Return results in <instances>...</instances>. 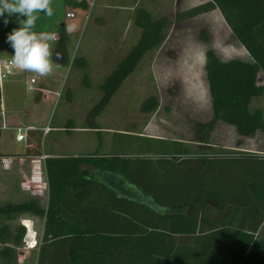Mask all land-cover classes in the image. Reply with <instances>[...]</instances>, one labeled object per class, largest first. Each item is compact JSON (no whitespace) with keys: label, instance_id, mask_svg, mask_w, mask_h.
I'll return each mask as SVG.
<instances>
[{"label":"trees","instance_id":"obj_1","mask_svg":"<svg viewBox=\"0 0 264 264\" xmlns=\"http://www.w3.org/2000/svg\"><path fill=\"white\" fill-rule=\"evenodd\" d=\"M74 7L88 9L86 4ZM215 10L255 62L223 61L213 49L206 52L214 121L203 131L206 137L222 122L240 137L252 138L264 132V112L252 108L264 96L259 85L264 58L241 36L238 24L249 15L250 23L264 27V0H210L177 14L175 23ZM8 19L17 22L20 16ZM135 25L141 31L138 43L105 79L102 98L89 116V129L99 137L97 119L146 55L162 47L170 21L156 20L140 8ZM58 33L53 60L68 67L69 32L62 25ZM204 39L209 43L207 35ZM56 51L62 58L56 59ZM74 66L85 71L87 62L80 58ZM84 79L90 87L87 74ZM159 107V98L153 96L142 112L153 114ZM68 128L76 129L73 122ZM43 140V131L29 132L24 157L43 156ZM171 148L158 156L95 153L46 159L48 205L37 199L0 205V263L16 260L24 227L32 237L31 221L17 229L9 224L28 214L45 221L37 264H264V156L215 149L194 155L182 142H171ZM1 218L8 224H1Z\"/></svg>","mask_w":264,"mask_h":264},{"label":"rangeland","instance_id":"obj_2","mask_svg":"<svg viewBox=\"0 0 264 264\" xmlns=\"http://www.w3.org/2000/svg\"><path fill=\"white\" fill-rule=\"evenodd\" d=\"M69 3L68 6L66 0H52L53 15L48 17L43 13L39 14L34 30L58 32L62 24L67 23L70 30L76 32L68 43L70 65H57L47 79L31 72H27L25 77L23 73L16 72L2 85L4 98L12 99L15 108L27 110V118L22 116L24 110L18 112L24 123L38 127L48 125L46 128L51 129L46 144L53 139L69 143L73 138L87 140L89 143L75 147V150L61 148L54 150V153L158 156L171 151V142H182L194 155L202 151L211 153L215 149L264 156V132H258L252 138H242L235 128L217 122L212 133L205 137L204 126L214 121L209 86L203 69L205 54L213 49L217 54H222L220 58L223 61L237 56L234 48L229 47V42H221L220 36L216 38L213 16L175 23V16L180 13V8L176 4L171 8L165 1L161 4L155 1L152 5L151 0H95L94 7L87 10L73 7ZM140 8L153 11L155 18H167L170 21L164 44L146 55L136 72L126 80L109 107L97 119L102 132L100 138L93 130L73 134L68 124L73 122L74 126H89V116L102 98L100 87L107 75H110L108 73L138 43L141 31L135 25V16ZM70 11L76 12V19L66 18V13ZM8 17L7 14L0 16V58L4 61L11 60L14 55L13 48L7 42L8 34L21 27L20 22L26 19L20 16L17 22H12ZM5 19L8 20L7 24L4 23ZM57 19L61 20L59 24H55ZM204 35L208 36L209 43ZM82 57H85L89 65L85 71L74 66V62ZM85 74L90 79V87L85 85ZM32 77L38 78L36 88L42 86L46 79L48 83L45 86L48 84L50 88L57 89L56 94L44 100L41 94L38 96L31 90L20 91L22 94L18 96L14 87L7 88L12 82H20V89L25 83H28V87L32 86ZM259 85L264 86L263 72L259 75ZM58 94L60 97L56 96ZM70 95L72 101H69ZM153 96L159 98L160 107L153 114H144L142 107ZM252 108L264 112V96L254 100ZM16 136V131L6 132L0 151L25 154L28 139L21 143L17 142ZM17 163L9 172L0 166V205L24 203L40 195L37 197L38 201L45 207V191L44 194L42 192L45 188L44 174L42 177L39 168L36 165L33 167L30 162L24 163L25 165ZM20 167L23 168L22 171H19ZM34 169H37L36 173L33 172ZM22 186L27 189H22ZM32 186L37 191L33 192ZM23 219H31L34 226L29 241L26 238H29L30 232L24 227ZM1 224L8 222L1 218ZM9 224L13 229L19 226L26 229L25 239L16 248L17 258L12 264H37L43 239V220L27 214L16 216ZM2 248L0 245V249Z\"/></svg>","mask_w":264,"mask_h":264},{"label":"crops","instance_id":"obj_3","mask_svg":"<svg viewBox=\"0 0 264 264\" xmlns=\"http://www.w3.org/2000/svg\"><path fill=\"white\" fill-rule=\"evenodd\" d=\"M155 1H157L159 4H161L163 1L168 2V5L171 8H172V6L174 4H176L180 8V13H182V12H185V11H187L189 9L197 7L199 5L205 4V3L209 2L210 0H174V3H172L173 0H151L152 5L155 4ZM150 13L152 14L153 17L155 16L153 11L150 12ZM205 16H213L214 17L215 28L213 29V32H214V34H216V38H217V36H220L219 38H220L221 42L222 41H224V42L227 41V42H229V47L234 48V51H236L234 53L237 54L235 59H239V60H242L244 62H249V63L255 62V59L252 57V55L249 53V51L246 49V47L239 41V39L233 33L232 29L226 23V21H225V19H224V17H223V15H222L220 10H215V11H213L211 13H207V14H204V15L199 16V17H205ZM199 17H197V18H199ZM246 17L247 18L243 19L244 21H240L241 23L238 24V28H239L240 34H241V36L243 38H246V39L249 40L250 45L252 46V48L256 52H260V53L262 52V58H264V27H263V25H257V24L250 23L249 20H247V19H250L249 15H247ZM197 18H195V19H197ZM154 19L157 20V19H161V18H155L154 17ZM255 19H259L258 16H255ZM59 22H61V20L57 19L55 24H59ZM62 25H65L67 27V30L69 32V38L76 35V32H74V30L73 31L70 30V28L68 27L67 23H63ZM0 55H1V47H0ZM217 55L219 57H222V54H219V52H218ZM82 58L85 59V57H82ZM203 61H204L203 62V69H204V72H205V63H206L205 57H204ZM86 62H87V67H86V69H87L89 67V65H88V61L87 60H86ZM115 67L112 69V71L115 69ZM112 71L110 73H108V74H111ZM26 74H27V72L23 73L22 75L25 77ZM56 75L60 76L58 73ZM107 77H108V75H107ZM34 78L37 79V83L36 84H31L30 83L32 86L28 87V83L27 84L25 83L24 86L20 89L19 88L20 82H12V84L10 86L8 85L7 88H11V87L13 88L14 87L15 88V93H16V95L18 94V96H20V94H22V93H20V91L27 92L28 90H31L32 92H36L38 96L40 94L42 95L41 90L52 92V94H54L56 92L57 89L50 88L49 86H47L48 84H46V86H45V83H48L47 80H46L47 77L45 79V83L42 86H39L38 88H36V86L38 85V78L37 77H32L31 79H34ZM0 87L2 88V85ZM2 92H3V88H2ZM38 96H37V98H38ZM50 97L48 99H50ZM2 98H3L4 104H5L6 117H7L9 126H10V129L8 131H16V129L19 128V127H22V128L33 127L36 130H40V131L44 132L46 126H48V125L38 127L37 125H34V124H29V123L26 124V123H24L22 121V117L21 118L19 117V115H18L19 113L18 112L24 110L25 113H22V116L27 118V115H28V114H26L27 110L25 108H23V110H21L19 108H15V103H13L12 99H8V97L4 98V94H2ZM42 98L44 100H46L45 95L44 96L42 95ZM74 127L76 129H70V131L73 134H77V133L83 134V133H87V132L92 131V129H89V126L88 127L87 126H85V127L81 126L80 127V126L75 125ZM53 130H56V129H53ZM8 131H6V132H8ZM93 131H95V130H93ZM6 132H3V133L0 134V147L3 144L1 141L6 137ZM49 135H50V133H48V135L44 133V140H43V145H42L43 156H41V157L26 158V157H24L25 154H23V153L22 154H15V153H5V152L0 151V157L8 156V157H16V158H18L17 161H16V162H18L17 163L18 165H23L24 163L26 164V163L30 162V163H32L33 167H34V165H36V168H39V174L42 175V177H43V174L45 176V179H44L45 188H43L42 192L44 194V191H45L44 196H45V199H46V203H45L46 206L48 205V202H49V187H48V179H47L46 163H45L46 159L52 158V157L53 158L84 157L83 155L76 154V152H74L73 155H70V154L61 155V154H58V153H54V150H61V148H67V149L75 150V147L78 148V147H81V146L89 144L87 142V140H81V139L77 140V139H74V138L71 139L69 141V143L59 142V141H56L55 139H53V140L48 141V143L46 144V139L49 137ZM49 142L51 143L50 145H49ZM48 145H49V149H48ZM19 169H20L19 171L23 170V168H21V167ZM36 171H37V169L33 170L34 173H36ZM24 188L27 189L26 186L25 187L22 186V189H24ZM31 189L33 190V192L37 191V188H35V186H32ZM37 197H40V195H37L36 198ZM37 200H39V198H37ZM31 219H23L22 221H25V220L31 221ZM44 223H45V221L43 220V230H44Z\"/></svg>","mask_w":264,"mask_h":264},{"label":"clouds","instance_id":"obj_4","mask_svg":"<svg viewBox=\"0 0 264 264\" xmlns=\"http://www.w3.org/2000/svg\"><path fill=\"white\" fill-rule=\"evenodd\" d=\"M52 0H0V16L7 14L24 16L21 27L13 29L7 36V42L14 50L12 64L23 72L35 73L39 77L52 75L56 63L53 60L54 45L59 42L57 32H37L36 22L39 14L53 15ZM5 24L8 20L5 19ZM56 59L62 58L55 52Z\"/></svg>","mask_w":264,"mask_h":264},{"label":"built area","instance_id":"obj_5","mask_svg":"<svg viewBox=\"0 0 264 264\" xmlns=\"http://www.w3.org/2000/svg\"><path fill=\"white\" fill-rule=\"evenodd\" d=\"M70 2L73 4V7L75 5H80V4H86L88 6V8H92L95 5V0H70ZM80 8V7H79ZM82 10H84L83 8H80ZM66 18L73 20L77 18V14L74 11H70L66 13ZM19 72V73H26L23 71H20L19 69H17L11 62V60H2L0 58V84L4 85L5 80L9 79V77H11L14 73ZM31 84H36L37 83V79H31L30 81ZM1 88V87H0ZM2 89V88H1ZM42 95L46 97V100L52 96L55 95L56 93L52 94V92H48L45 90H41ZM58 97H60V94L56 95ZM10 129L7 117H6V109H5V104L3 101V98L0 100V134L3 132H6ZM36 129L33 127H19L16 129L17 132V142H27V138H28V134L31 131H35ZM51 129L49 128H45L44 133L48 134L50 133ZM16 158L14 157H0V166L2 169H4L5 171H11L14 168V164L16 163Z\"/></svg>","mask_w":264,"mask_h":264},{"label":"water","instance_id":"obj_6","mask_svg":"<svg viewBox=\"0 0 264 264\" xmlns=\"http://www.w3.org/2000/svg\"><path fill=\"white\" fill-rule=\"evenodd\" d=\"M28 241L30 240L29 238H26Z\"/></svg>","mask_w":264,"mask_h":264}]
</instances>
